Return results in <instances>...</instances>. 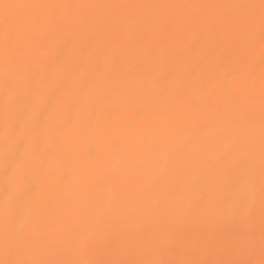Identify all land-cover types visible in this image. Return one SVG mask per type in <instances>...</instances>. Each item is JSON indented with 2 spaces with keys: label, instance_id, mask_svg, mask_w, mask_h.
I'll return each mask as SVG.
<instances>
[{
  "label": "bare ground",
  "instance_id": "1",
  "mask_svg": "<svg viewBox=\"0 0 264 264\" xmlns=\"http://www.w3.org/2000/svg\"><path fill=\"white\" fill-rule=\"evenodd\" d=\"M260 4L0 0V264H264Z\"/></svg>",
  "mask_w": 264,
  "mask_h": 264
},
{
  "label": "snow or ice",
  "instance_id": "2",
  "mask_svg": "<svg viewBox=\"0 0 264 264\" xmlns=\"http://www.w3.org/2000/svg\"><path fill=\"white\" fill-rule=\"evenodd\" d=\"M5 7H10V6L5 5ZM260 8H261V24L262 26H264V0H261ZM9 264H21V262H9ZM81 264H90V262L83 261L81 262ZM242 264H250V262H242Z\"/></svg>",
  "mask_w": 264,
  "mask_h": 264
},
{
  "label": "rangeland",
  "instance_id": "3",
  "mask_svg": "<svg viewBox=\"0 0 264 264\" xmlns=\"http://www.w3.org/2000/svg\"><path fill=\"white\" fill-rule=\"evenodd\" d=\"M263 100H264V99H263ZM261 101H262V100H261ZM261 101H260V102H261ZM261 103H262V104L259 106V111H261V109L263 108V105H264V104H263V101H262ZM263 111H264V110H263ZM60 252H61V251H60ZM62 252H63V251H62ZM68 253H69V252H68ZM68 253H67V254H68ZM61 254H62V253H61ZM62 255H63V254H62ZM121 255H123V254H121ZM121 255H119V256H121ZM63 256H64V255H63ZM121 257H124V256H121ZM124 258H125V257H124ZM31 264H32V263H31Z\"/></svg>",
  "mask_w": 264,
  "mask_h": 264
}]
</instances>
